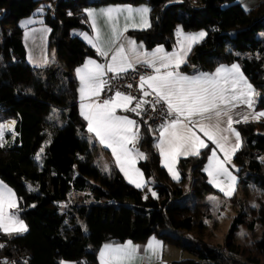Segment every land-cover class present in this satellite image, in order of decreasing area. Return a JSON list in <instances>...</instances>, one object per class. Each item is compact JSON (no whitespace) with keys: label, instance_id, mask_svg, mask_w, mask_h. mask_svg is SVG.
<instances>
[{"label":"trees","instance_id":"trees-1","mask_svg":"<svg viewBox=\"0 0 264 264\" xmlns=\"http://www.w3.org/2000/svg\"><path fill=\"white\" fill-rule=\"evenodd\" d=\"M42 1L0 0V124L14 119L18 133L13 144L0 147V181L13 191L15 211L28 229L22 234L0 232V255L27 256L26 264H95L102 244L140 243L154 235L190 255L169 264H264V121L235 124L241 146L229 164L237 185L228 201L237 213L223 244H208L199 238L205 230L202 219L211 218L201 198L219 195L202 170L209 146L199 155L180 159V181L173 182L154 149L159 127H150L142 113L127 111L138 125L136 144L146 158L139 159L137 166L147 185L132 186L115 167L104 173L94 162L99 146L78 114L72 77V70L85 58L99 56L70 35L72 30H89L83 13L86 6L145 3L150 8V26L132 34L146 49L170 50L178 25L204 31L207 35L193 45L180 72L210 73L236 63L257 93L252 109L261 111L264 40L257 34L264 32V2L244 9L238 0H59L52 14L46 7L44 23L48 46L63 66L60 69L32 67L25 59L17 22ZM188 172L193 178L192 203L183 188ZM249 195L253 206L243 200ZM255 226L261 234L250 245L235 242L239 227L251 232ZM193 231L197 237H188Z\"/></svg>","mask_w":264,"mask_h":264},{"label":"snow or ice","instance_id":"snow-or-ice-1","mask_svg":"<svg viewBox=\"0 0 264 264\" xmlns=\"http://www.w3.org/2000/svg\"><path fill=\"white\" fill-rule=\"evenodd\" d=\"M148 8H107L99 13L88 11V16L93 17V27H96L95 18L97 15L103 16L109 22L112 32V42H118L122 32L118 30V21L120 15L127 13L125 20L134 21L135 16L140 17V26L149 27L147 19ZM28 23H31L29 21ZM137 25L133 22V27ZM127 24L123 31H127ZM182 35V33H181ZM207 34L200 32L194 35L183 36V41L187 42V47L181 44V50L174 53H166L162 47H158L154 52H138L135 41H129L132 45L131 51L137 57V63H142L153 69L154 74L141 76L139 89L143 97L152 96V100L137 99L136 97L116 91L114 98L104 100L98 103L92 100L98 97L104 90L108 81L104 80L107 73H112L114 77L119 78L122 73L129 70L135 71V66L125 54V49L120 46L114 55L111 56L109 64L101 65L93 60L76 70L80 80V99L81 115L88 121L87 131L93 133L99 143L106 148H110L113 156L116 157V163L120 170L128 178L129 183L137 188L143 189L146 181L143 174L135 169V178L125 163L130 162L133 166L135 161L131 160V151L128 147L138 138V125L133 119L126 116H117L116 110L132 111L136 115H141L144 111V105H149L153 111L157 105H162L161 112L165 116V123L159 126L160 141L158 148L161 156L164 158V167L172 174V178L179 180V174L175 171L174 165L179 156L199 155L201 148H207L208 144L197 130L203 133V136L211 141L225 155V160L231 162V155L240 147V134L233 128L234 121L230 111L238 103H243L247 107H253L252 96L257 95L252 85L248 83L239 65L233 64L231 67L220 66L213 74L201 73L199 75L187 76L181 74L178 70L185 62L187 52L191 50L194 43L202 41ZM97 51L105 59L108 58V52L98 43L101 40V33L97 30L95 41L85 36ZM127 87L131 88L129 84ZM87 101V102H85ZM135 101V106L130 107ZM226 117L227 128L221 129V118ZM264 117V111L253 116V119L259 120ZM170 118V119H169ZM248 116H244V122H247ZM12 125L15 121L11 122ZM11 130V125L0 124V141H3L4 131ZM228 131L235 134L236 143L230 148L226 147L228 137L222 132ZM3 144L0 143V147ZM43 151V149H41ZM141 158H146L142 153H137ZM224 160L217 157L216 151H211L209 158L208 174L213 176V171L217 175H226L231 183L220 190L225 196H232L235 191V177L224 167ZM215 183V178L212 181ZM217 187H220L217 184ZM153 197L156 196L152 192ZM147 199V197H145ZM16 201L14 193L6 186L0 191V230L5 234L26 232L27 225L17 217L10 216L6 208L14 207ZM0 247H3L0 244ZM162 247L159 242L153 241L148 245L149 251L155 254L156 250ZM139 253V248L134 246L131 241L124 245L106 244L99 253L100 264H131V261Z\"/></svg>","mask_w":264,"mask_h":264},{"label":"crops","instance_id":"crops-1","mask_svg":"<svg viewBox=\"0 0 264 264\" xmlns=\"http://www.w3.org/2000/svg\"><path fill=\"white\" fill-rule=\"evenodd\" d=\"M53 1V0H52ZM51 1V2H52ZM173 1H178V0H173ZM51 2L47 7H51ZM40 5V4H39ZM38 5V6H39ZM43 9H37L34 10V12L26 17L21 18L20 20H18L17 22V26L21 29L22 34H21V38H22V43L24 46V50H25V59L26 62L32 66V67H46V66H50V62H52V56H51V49H54L53 47L48 46V27L46 26V24L44 23V13L46 10V6H42ZM132 8V9H141V8H149V6L145 3H140V4H128V3H120V4H102V5H96V6H86L83 8V13L86 17V23L88 26L89 30H72L70 32L71 36H75L78 39H80L86 46L90 47L98 56L99 59L96 58H90L87 57L85 58L81 64L77 65L73 70H72V77L75 80L76 83V99H77V111L79 116L85 121V129L87 131V126H88V121L84 119L83 115H81V99H80V80L79 77L76 74V70L79 68L84 67L87 62L89 60H93L98 64L101 65H107L111 62V56L115 54V52L117 51V49L120 46H123L125 49V54L128 56V58L132 61V63L134 64V66L136 65H144L142 63H137V57L134 53H132L131 48L132 45L129 44V41H135V46L138 50V52H148V53H152L154 52L158 47H162L164 49V51L166 53H174L177 51L181 50V44L183 43L185 48L187 47V42L183 41V36H188V35H194V34H198L200 32H204V31H197V32H193V31H188L182 28L181 25L176 26V28L174 29V46L170 49V50H166L163 46H156L152 49H146L142 43V41L138 40V38H136V36H134L132 33L134 32H139V31H144L146 29H148V27H141L140 26V17L139 16H135L134 21H127L125 20V16L127 15V13H124L122 15H120L119 17V21H118V30L120 32H122V35L119 38L118 42H112V32H111V26L109 24V22L106 20L105 17L103 16H99L97 15L95 18V22H96V27H93V17L88 16V11H94L96 13H99L102 9H107V8ZM147 19L150 23V19H149V12L147 14ZM29 21H31V23H28ZM133 22H135V24L137 25L136 27H133ZM127 24V31H123L125 25ZM9 27H5V30H9ZM1 30V28H0ZM97 30L100 31L101 33V40L98 42L100 43L104 49L108 52V58L105 59V57L99 55L96 51V49L89 44L88 40L85 39V36L93 39L94 42L95 38H96V33ZM182 33V35H181ZM0 35H1V31H0ZM196 43H194L193 45H195ZM192 45V47H193ZM191 47V48H192ZM190 51L187 52V55L185 57V62L186 63V59L187 56L189 54ZM184 63H182L180 66H182ZM59 63V67H60ZM233 64L236 63H232L229 65H226L225 67H231ZM145 66V65H144ZM147 67V66H146ZM220 67V66H218ZM217 67V68H218ZM148 70L150 71L149 75L154 74L153 69L150 67H147ZM180 68V67H179ZM215 68L212 72L210 73H205V74H213L215 73L216 69ZM180 72V70H178ZM110 73V72H109ZM181 74H183L182 72H180ZM186 75V74H183ZM199 75V74H196ZM187 76H194V75H187ZM114 98V96L112 97ZM251 99L253 100V96L251 97ZM93 101L98 102V103H103L104 101H99L98 97H93L92 98ZM87 102V101H85ZM134 103L130 106V107H134ZM264 110L261 111H254L252 108L247 107V105L241 103H238V105L234 108L231 109L230 111V115H232L233 120L234 121H239L238 123H242L244 122L243 117L244 116H248L249 119L248 121H256V119H253V116L255 114H258L259 112H262ZM116 115L117 116H126L130 119H133L132 117L128 116L125 111H123L122 109H117L116 110ZM260 119H264V117L260 118ZM259 119V120H260ZM134 120V119H133ZM12 121H15L14 119H8L6 121H4L1 124H9L11 125V130H5L4 131V137H3V141H0V143L3 144V146L5 145H11L13 144L15 138L18 137V133L15 131V124L12 125ZM235 124H237V122L233 123V128L235 129ZM221 129H225L227 128V124H226V117H222L221 118V124H220ZM235 131L237 132V130L235 129ZM88 132V131H87ZM88 134L91 136V138L97 142L99 149L95 152L94 154V162L100 167V169L104 172V173H109L110 169L112 167H115L118 172L121 174V176L124 178L125 181H128V178L125 177L124 173L120 170V166L117 165L116 163V157L113 156L112 151L110 148H106L104 145L99 143V140L97 138H95L93 133L88 132ZM197 134L201 136L202 139L205 140V142L208 144L209 146V153L205 159V162L203 164V173L206 177L207 182L214 187V189H216V191L219 192V195H215V196H219L222 198H226V200L229 198V196H225L224 192H222L220 190L221 187H227L231 181L228 178V176L226 175H217L215 173V171H213V176H210L208 174V171L206 169H208L209 166V158L211 156V151L214 149L217 153V157L220 160H224V167L227 169V171L229 173H231V176L235 177V191H236V185H237V177L234 174V172L230 169L229 167V162H227L225 160V155L223 152L220 151L219 148H216V146L214 144L211 143V141H208L206 137L203 136V133H200L197 130ZM223 135L228 137V143L226 145V147L230 148L232 145H234L236 143V139H235V134L232 132H228V131H224L222 132ZM161 137L159 134V131L157 133L155 142H154V149L157 153L158 156V163L159 165L164 169V171L166 172V174L168 175L169 179L173 182H178L180 181V174L177 170V163L180 159L183 158H187V157H191V156H195V155H188V156H179L177 158V161L174 165L175 171L179 174V180L173 179L172 178V174L169 173L168 169L164 167V158L163 156H161L159 148H158V143L160 141ZM2 146V147H3ZM240 146H241V137H240ZM128 147L130 149H132L131 151V160H134V166L130 163V162H126L125 163V168L128 169L130 172H132L134 178H135V169H138L140 173L141 170L138 168L137 166V162L139 159H141L140 156L137 155V153H142V151L140 150V148L137 146L136 141L133 144H129ZM240 148V147H239ZM238 148V149H239ZM204 149L201 148L200 151ZM237 151V150H236ZM235 151V152H236ZM235 152L231 155V161L232 158L235 154ZM42 153V152H41ZM41 153H39L37 155V157H39L41 155ZM143 156H145L144 153H142ZM143 174V173H142ZM215 178V183H213V179ZM143 179L146 181L144 175H143ZM221 180L223 181V184H220ZM132 186L136 187L134 184L129 183ZM217 184L220 185V187H217ZM146 185H147V181H146ZM145 185V187H146ZM6 185L0 181V191H2L4 189ZM7 189H10L9 187L6 186ZM137 188V187H136ZM11 190V189H10ZM234 191V192H235ZM11 192L13 193V191L11 190ZM234 194V193H233ZM214 195V194H212ZM14 199L16 201V204L14 207L11 208H6V212L8 213V215L10 216H15L18 218L17 213L15 211L16 207H17V199L14 195ZM228 201V200H227ZM229 203V201H228ZM227 203L223 202L221 205L225 206ZM229 205L231 206V204L229 203ZM64 205H61V210H64ZM216 214V213H215ZM19 219V218H18ZM212 221H214V217H213V213H211V218ZM20 220V219H19ZM207 221L209 220H205L202 219L203 225L207 226ZM25 224V223H24ZM0 232H3L2 230H0ZM4 233V232H3ZM24 233V232H23ZM13 234H22V233H13ZM191 236H195L194 231L190 232L188 234V237ZM204 241V238H201ZM130 240H125L123 242L120 243H105L102 244L99 249H98V253L96 256V263L95 264H100V257H99V253L103 250L104 245L106 244H111V245H124L127 242H129ZM153 241L159 242L160 245H162V247H160L159 249L156 250L155 254L151 251H149L148 249V245L150 243H152ZM131 243L139 248V253L136 255V257L131 261V264H169L172 261H179V260H183L186 259L188 257H190V255H188L187 253L181 251L179 248L164 243L161 239L157 238L154 235L149 236L144 242H140V243H134L131 241ZM208 244L214 245L210 242H206Z\"/></svg>","mask_w":264,"mask_h":264},{"label":"rangeland","instance_id":"rangeland-1","mask_svg":"<svg viewBox=\"0 0 264 264\" xmlns=\"http://www.w3.org/2000/svg\"><path fill=\"white\" fill-rule=\"evenodd\" d=\"M52 0H43L39 6H37V9H43L42 6H48ZM241 5L244 7V9H250L259 3L264 2V0H238ZM1 36V35H0ZM257 36L264 40V32H259ZM51 56H52V62H50V66H59V61L56 59L55 56V50L51 49ZM63 66H60V69ZM260 121H264V119H260ZM192 175L188 172L187 178L183 182V188L185 192V197L188 198V202L192 203L194 201V198H191L192 196ZM220 184H223V181L221 180ZM218 192V191H217ZM219 193V192H218ZM190 195V196H189ZM240 196V194H238ZM228 200V199H227ZM226 198H222L215 195H208L206 194L201 198V201L204 203L203 207L204 209L209 210L210 213H213L214 221L211 219H205L209 220L207 221V226L205 230H202V233L199 234V238H204L205 242H210L214 244L215 246H220L223 244V241L225 240V235L228 231V228L230 226V223L233 219V217L237 213V208L234 206H230ZM243 200L245 203L249 206L255 205L253 196L244 197ZM225 202L227 203L225 206H222L221 204ZM216 213V214H215ZM261 234V229L258 226H255L253 231H247L243 227H239L236 235H235V242L240 245H250L256 238H258ZM197 237V234H195ZM63 264H73L71 262H64Z\"/></svg>","mask_w":264,"mask_h":264},{"label":"built area","instance_id":"built-area-1","mask_svg":"<svg viewBox=\"0 0 264 264\" xmlns=\"http://www.w3.org/2000/svg\"><path fill=\"white\" fill-rule=\"evenodd\" d=\"M59 0H55L50 9V14L54 12L55 5ZM189 2H196L197 0H188ZM150 71L144 65H136L135 71L129 70L127 73H122L119 78L114 77L112 73H107L104 76V80L108 81V84L105 86L104 90L98 96L99 101H104L106 99L112 98L114 93L118 90L122 93L132 95L137 99H147L152 100L153 97H143L140 89L139 82L141 76H148ZM131 84L132 87L129 88L127 85ZM135 105V101L133 102ZM162 105H157L155 111L152 108L145 104L144 111L142 112V117L149 122L150 127H159L161 124L165 123V116L161 112ZM170 119V118H169ZM27 256L24 255H0V264H26Z\"/></svg>","mask_w":264,"mask_h":264}]
</instances>
